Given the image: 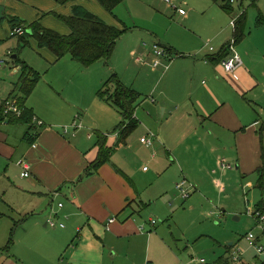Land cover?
<instances>
[{
    "label": "rangeland",
    "instance_id": "374dc122",
    "mask_svg": "<svg viewBox=\"0 0 264 264\" xmlns=\"http://www.w3.org/2000/svg\"><path fill=\"white\" fill-rule=\"evenodd\" d=\"M21 1L0 0V6L8 4L23 13L18 6ZM93 2L88 6L107 23L121 21L124 27L133 28L131 33L117 40L106 64L112 74L110 79L117 76L126 88L139 93L134 102L137 106L135 118L139 123L129 132L126 141L120 142L123 136L120 134L123 126H119L123 119L120 118L121 121L111 131L112 136L117 138L108 136V140L111 143L109 146L118 152L115 156L117 162L121 154L129 156L135 181L139 180V189L148 196L141 210L142 223L146 227L144 233L148 231L151 218L158 221L157 227L148 232L155 233L152 250L147 251L143 240L137 248L134 247L133 254L125 250L109 258L108 264H200L202 258L206 264H214L221 257L229 264H259L264 256L259 257L247 239L253 230L260 234L256 220L249 214V210L257 209L254 203L261 194L256 187V174L249 175L255 187H247V180L242 178L244 170L236 168L240 163L235 140L221 134L201 105L200 101L207 96L206 91L211 89L210 76L193 67L196 61L205 62L197 59L202 58L201 49L203 52L208 50L204 49L212 39L208 32L216 30L219 25L213 23V11L220 9L212 0H173L174 8L164 0H125L111 14L97 0ZM242 3L244 7H241ZM178 8L185 10L187 16L181 15ZM233 8L237 12L247 9L254 14L247 0H236ZM9 13L7 11V17L0 21V96L8 97L16 87L20 74L15 73V67L21 61L39 73L35 84L37 92L28 98V102L40 110L51 109V100H58L57 105L62 103L63 98L69 106L71 103L91 106L86 98L93 90L90 75L100 74L101 71H97L100 63L88 69L78 62H75L76 67L69 65L67 62L72 59L69 56L57 63L47 60L41 52L43 48L32 35L23 38L11 36ZM227 17L229 24L231 16ZM152 34L155 41L151 39ZM211 41V46H215V41ZM156 43L161 48H174L164 63H169L172 71L176 67L180 72L179 78L167 69L171 75L167 79L162 67L157 69L152 65ZM132 46L137 53L135 57H143L142 63L131 55ZM13 55L17 56V60ZM250 100L254 98L249 94L245 104L251 106ZM166 107L167 112L164 110ZM84 132L87 133V130ZM149 133L157 138L155 146L147 148L141 140ZM101 137L103 133L97 134L93 141L97 143ZM228 139L231 143L226 145ZM218 159L234 166L228 168L227 175L219 171ZM4 166L6 164L1 165L0 175L5 173ZM145 168H148V173ZM215 171L219 172L215 174ZM15 173L20 175L21 172L16 168ZM144 175L150 181L148 189L140 181L144 180ZM185 180L195 187L187 199L176 189V185ZM217 183L225 187V192H221ZM1 185L0 238L2 235L7 237L9 233V239L15 227L13 220H19V216L7 206ZM161 193L166 195V201L157 199ZM158 212L167 216H158ZM63 223L66 225L67 222ZM60 230L55 229V234L58 235ZM235 255L242 260L236 263Z\"/></svg>",
    "mask_w": 264,
    "mask_h": 264
},
{
    "label": "crops",
    "instance_id": "0c3cea01",
    "mask_svg": "<svg viewBox=\"0 0 264 264\" xmlns=\"http://www.w3.org/2000/svg\"><path fill=\"white\" fill-rule=\"evenodd\" d=\"M247 1L254 14L245 10V36L238 43L233 39L235 26L230 21L245 11L237 12L233 8L234 11L230 13L213 1L220 9L213 11V23L219 24L217 29L208 32L211 40L215 41V46L213 50L210 49V40L209 45L207 43L204 46L208 50L203 52L201 49L199 54L202 58L197 59L205 62L196 61L193 67L210 76L211 89L206 91L207 96L200 102L207 118L219 127L221 134L235 140L237 160L240 163L236 168L244 170L242 178L247 180V187H255L249 175L256 174V187L261 191L259 199L254 203L257 208L260 203L264 205V184L260 186L258 177V169L264 167V0ZM91 3H94L93 0H78L68 4H61L57 0L21 1L18 6L23 13L3 4V14L6 18L7 11L10 12L8 17L12 29L19 27L17 25L27 26L39 21L45 28L69 35L72 29L60 15H72L73 5L85 6L93 12L88 6ZM241 7H244L243 3ZM227 16H231L229 24ZM120 22L111 25L124 27ZM230 27L232 35L229 33ZM131 30L128 29L127 33H131ZM153 36L152 34V40ZM133 47L131 55L135 57L137 53ZM169 48L174 51L172 46ZM224 51L221 59L215 58ZM41 52L47 60L56 63L67 57L58 59L47 47ZM235 54L241 56L242 62L233 72L224 70L223 60ZM13 58L16 59L17 56L13 55ZM135 58L137 62H143V57ZM168 58L169 54L157 69L162 67L163 75L170 79L168 70L172 71V68L169 63H164V59ZM189 59L191 60L190 57ZM70 60L67 63L76 67L75 62L78 61ZM99 63L97 71L101 72L90 75L93 90L86 96L87 103L91 106L73 103L69 106L65 98L62 103L55 105L58 100L50 99L53 103L49 105L51 109L40 110L27 100L26 106L34 110L37 119L45 122L44 126L36 124L29 131L27 125L0 123V168L6 164L3 167L5 173L0 175V183L7 206L19 216V220H13L15 227L9 239V233L7 237L2 235L0 238V264H108L109 258L116 257L125 250L133 254L143 240L148 252L154 247L152 239L155 233L148 232L157 227L158 221L151 225V218L147 233L140 230L139 226L144 224L141 210L148 196L139 189V180L135 181L129 156L123 153L117 162L115 156L118 152L115 150L111 159L99 168L91 166L100 152L98 142L93 141L97 136L95 133L111 137V131L122 118L121 112L114 105L99 96L100 88L112 75L107 66L109 60L101 59L86 66L90 69L97 67L94 65ZM174 63L175 61L173 65ZM178 63L175 65L178 66ZM15 68V73L20 74L22 63L19 62ZM32 70L35 71L33 68ZM172 72V75L179 78L180 72L176 67ZM35 88L31 96L37 92ZM249 94L254 98L250 100L251 106L244 101ZM10 95L0 97L4 100ZM14 98L16 94L10 99ZM164 110L167 112V107ZM81 112L84 113L83 117ZM66 126L69 127L67 132ZM149 136L154 140V147L157 136L152 133ZM229 143L230 139L225 142L226 145ZM33 144H37V147H33ZM108 144H111L110 140ZM21 160L30 162L31 175L27 178L21 176L22 168L18 165ZM16 168L20 170V175L15 173ZM227 170L219 171L226 173ZM145 172L148 173L149 170ZM144 176V180L140 181L148 189L150 181ZM163 193L165 194V189ZM163 193L157 199L166 201ZM157 214L167 216L163 212ZM51 216L57 222L54 228L47 225ZM113 217L116 221L110 223L109 220ZM63 222H67L66 225L60 226L59 223ZM55 229H61L58 235L55 234ZM12 235L13 242L10 243ZM221 259L223 257L219 260Z\"/></svg>",
    "mask_w": 264,
    "mask_h": 264
},
{
    "label": "trees",
    "instance_id": "16d2710c",
    "mask_svg": "<svg viewBox=\"0 0 264 264\" xmlns=\"http://www.w3.org/2000/svg\"><path fill=\"white\" fill-rule=\"evenodd\" d=\"M57 1L61 4H68L69 2H75L78 0ZM97 1L101 3L107 12L114 14L115 8L125 0ZM213 1L219 3L222 8L230 13L234 11L232 0ZM251 1L254 2L255 0ZM234 2H236V0H234ZM72 13L73 14L69 16L60 15L61 19L72 29L69 35H63L56 30L45 28L39 21L27 26H21L22 24L17 26L24 27L27 30L23 36L28 34L32 35L41 48L47 47L56 54L58 59L69 56L84 66L91 65L101 59L109 60L111 54H113L116 48L117 40L127 33L128 28L119 27L117 25L114 26L107 23L94 12L89 11L85 6L73 5ZM246 17L247 12L245 11L237 17L235 22L236 25L233 39H235L234 41L237 43L245 36ZM23 36L19 37L23 38ZM166 49L168 54L173 52L169 47ZM224 53L225 51L221 56H216L215 58L221 59ZM19 62L22 63L20 71L21 78L17 82L10 97L3 101V107L8 105L11 96L16 94L17 104L23 109V114L20 117H9L6 116L2 110L0 111V123H5V120H8L7 122L9 123L14 122L27 125L30 131L36 125L34 122L35 113L32 108L26 106V102L34 92L35 84H37V81L39 80V73L29 68L26 63L23 64V62ZM17 91L20 93H16ZM99 96L109 104L114 105L117 110L121 112L123 121L119 126H123V130L120 133L123 136L120 142H125L129 132L139 123V120L135 118L137 106L134 104L139 93L136 90L126 88L117 76H113L109 81L102 85L99 91ZM108 138V135L103 134V137L98 140L100 151L99 156L91 163V166L95 169L99 168L104 162L109 161L114 152V148L108 144ZM258 177H260L259 183L260 186H262L264 184V167L258 169ZM257 208L264 210L263 203H260ZM12 242L13 235L10 240V243ZM216 264H229V262L226 259H221L217 261Z\"/></svg>",
    "mask_w": 264,
    "mask_h": 264
},
{
    "label": "built area",
    "instance_id": "2783aa9c",
    "mask_svg": "<svg viewBox=\"0 0 264 264\" xmlns=\"http://www.w3.org/2000/svg\"><path fill=\"white\" fill-rule=\"evenodd\" d=\"M164 1L173 7L175 6V3L173 2V0H164ZM232 3H234V0H232ZM178 10L184 15L187 14V12L185 10H183L182 8H178ZM238 16H236L232 19L231 24H233L234 26L236 25L235 22H236ZM26 31L27 30L24 27H15V28L11 29L10 34H11V36H23V34H25ZM209 43L207 45H209ZM209 47L211 50L214 49L213 46L209 45ZM167 56H168L167 50L165 48H161V45L159 43H156L154 45V57H155V59L153 60V63H152L153 66L155 68L160 66L162 64L163 58H166ZM241 62H242L241 56L235 54L233 57L224 59L222 62V66L224 67V70H226L228 72H233V71H235V69L238 67V65ZM4 100H6V99H4ZM4 100L1 99V97H0V111L3 110V112L6 116L20 117L23 114V109L18 106L16 98L10 99L8 105H6L5 107H3V101ZM7 121L8 120H5V123H8ZM34 122L36 124H38L39 126L45 125V122L43 120H39L36 117L34 118ZM79 127H81V126H79ZM68 130H69V127L66 126L65 132H67ZM141 141L148 148H150L154 144V140H153L152 136L144 137ZM33 147L36 148L37 144H33ZM218 163H219L220 169L223 171L227 170L228 168L234 167L231 163H228L226 160H219ZM18 165L20 166V168H22V173H21L22 177L27 178L28 176L31 175V168H30V162L29 161L21 160L20 162H18ZM147 169L148 168H145V170H147ZM217 187L221 191H225V187H223L220 183H217ZM194 188H195L194 185L189 183L187 180L176 185V189L179 191L180 195L183 196V198H185V199H187L191 196L190 192ZM60 206H62V203H60ZM249 214L252 215L254 217V219L256 220V224H257L258 229L260 230V234L256 233L253 230L248 234L247 239L249 240L252 247L255 248L257 255L259 257H261L262 255L264 256V210H262L260 208L259 209L257 208L255 210H249ZM109 221H110V223H112V222L116 221V218L113 217ZM156 222H157V220H155V219H152L150 221L151 225H154ZM48 224H49V226H51L53 228L57 226V222H56V219L54 216H51L48 219ZM59 225L64 226V223H59ZM139 227H140V230L142 232H144L146 230V227L144 224L140 225ZM241 260H242V258L241 257L238 258V255L234 256V261L236 263H238ZM200 264H206V260L204 258L200 259ZM259 264H264L263 258H260Z\"/></svg>",
    "mask_w": 264,
    "mask_h": 264
},
{
    "label": "water",
    "instance_id": "95a60500",
    "mask_svg": "<svg viewBox=\"0 0 264 264\" xmlns=\"http://www.w3.org/2000/svg\"><path fill=\"white\" fill-rule=\"evenodd\" d=\"M4 9L5 8L3 6H0V21L5 18V14H3ZM14 56L16 57V55H14ZM237 168H238V165H237Z\"/></svg>",
    "mask_w": 264,
    "mask_h": 264
}]
</instances>
